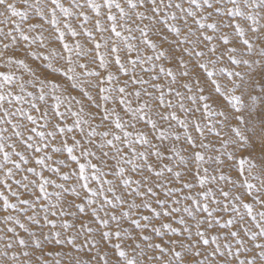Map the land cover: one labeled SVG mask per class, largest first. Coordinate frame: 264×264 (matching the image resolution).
Here are the masks:
<instances>
[{
	"label": "snow or ice",
	"instance_id": "6c2138e0",
	"mask_svg": "<svg viewBox=\"0 0 264 264\" xmlns=\"http://www.w3.org/2000/svg\"><path fill=\"white\" fill-rule=\"evenodd\" d=\"M0 264H264V0H0Z\"/></svg>",
	"mask_w": 264,
	"mask_h": 264
}]
</instances>
